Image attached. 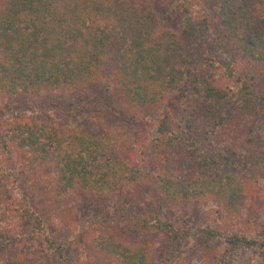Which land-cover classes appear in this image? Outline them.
<instances>
[{
  "label": "trees",
  "instance_id": "obj_1",
  "mask_svg": "<svg viewBox=\"0 0 264 264\" xmlns=\"http://www.w3.org/2000/svg\"><path fill=\"white\" fill-rule=\"evenodd\" d=\"M256 2L217 0L210 11L203 7L201 16L189 3H177L178 28L194 40L200 53L208 44L202 28L211 12L226 31L228 43L263 67L264 19L253 13ZM164 19L146 0H0V97L12 107L6 117L5 144L0 148L5 153L6 142L14 143L33 163L46 169L51 181L47 192L54 198H104L152 181L171 209L213 201L216 218L224 224L247 209V183L254 173L264 171V137L248 140L250 146L241 149L243 162L231 158L235 153L217 160L208 153V144L200 147L201 140L196 143L193 137L175 131L168 137L169 131L160 125L153 137L154 148L188 144L198 153L196 159L205 172L187 169L184 176L179 171L151 175L128 162L135 142L130 139L129 126L146 123L171 101L186 97L185 104L203 114L195 125L211 124V131L252 118L255 106H260V98L246 80L237 92L211 81L187 88L188 74L195 65L178 30L166 27ZM70 96L77 97L66 105L73 121L56 123L62 116L57 115L63 106L61 98ZM104 117L109 119L102 120ZM13 176L7 165L0 168L1 182L17 187L13 189L20 194V220L28 229L20 234L19 243H39L57 261L73 264L66 246L52 237L45 225L42 214L49 202L39 204L23 195ZM0 211L4 212L1 223L8 220L10 209L5 205ZM146 222L142 220L138 229L157 225L166 228L172 240L178 235L175 225L160 217L152 227ZM90 233L81 234L82 245L94 248V253L110 264H157L147 241L129 242L110 229ZM199 233L205 237L206 248L213 239L221 240L223 257L241 247L264 254V239L238 236L210 225ZM22 253L12 251L0 258V264H37Z\"/></svg>",
  "mask_w": 264,
  "mask_h": 264
},
{
  "label": "rangeland",
  "instance_id": "obj_2",
  "mask_svg": "<svg viewBox=\"0 0 264 264\" xmlns=\"http://www.w3.org/2000/svg\"><path fill=\"white\" fill-rule=\"evenodd\" d=\"M146 1L156 9L160 17L165 18L163 23L166 27L178 30L185 51L191 55V62L195 65L193 67L195 69L188 74L187 88H191L198 82L211 81L217 87L237 92L242 81L246 80L252 84L254 95L260 98L258 101L260 106H255L252 118L248 117L240 124L236 122L231 128L225 126L211 131L213 126L211 124L195 125L203 114L201 110L195 109L197 107L193 110L191 106L188 107L185 104L186 97L171 101L166 110L148 119L146 123H134L129 126L130 139H135V142L131 143L128 162L151 175L179 171L184 176L187 169L205 172V168H201L196 159L198 153L188 144L180 142L170 148H154L153 137L160 125H163V131L164 128L169 131L168 137L175 131L182 133L181 135L193 137L196 143L201 140L200 147L208 144L211 149L208 152L206 147V152L217 160L218 156L230 157L231 153H235L231 155V158L243 162L241 149L250 146L248 140L254 139L255 136L264 137V66L250 62L238 53L236 47L228 43L226 31L211 12H209L207 25L202 28V32L207 35L208 44L200 48V53L197 46H194V40L189 39L186 32L178 28L180 16H178L179 11L175 10L177 3H189L198 11L197 15L201 16L203 7L210 11L217 0ZM253 13L256 17L264 19V0H257ZM262 98L263 101H261ZM76 100V96L61 98L63 106H59L57 115L62 116L56 123H62L65 120L73 121L72 116L68 117L71 109L66 108V105ZM7 105L8 103L0 97V114H2L0 144L2 145L5 144L2 139H5L4 131L8 122L6 117L9 118L10 115L8 109L12 108ZM105 119L109 118L104 117L102 120ZM4 152L0 148V168L7 165L12 169L14 175L12 179L17 181L22 194L31 197L33 202L39 204L49 202L45 205L42 214L45 225L50 235L66 246L67 257L73 264H110L98 257L94 253V248H85V245H82L84 238H81V234L84 231L95 234V231L99 229L113 230L129 242L147 241L150 243L151 257L157 264H264V254L253 253L243 247L223 257L224 243L213 239L211 246L206 248L203 242L205 237L199 233L200 228L210 225L228 233H237L238 236L263 240L264 171L254 173L253 179L247 183L248 199L245 212L237 218L226 219L227 222L223 224L216 218L215 202L200 200L199 205L189 206L183 210L171 209L159 196L152 181H147L132 191L112 194L104 198L77 195L65 198L66 200L54 198L47 192L50 190L51 181L46 169L33 163L21 150H18L14 143L6 142ZM217 165L215 169L219 168V164ZM221 168L222 163L218 170ZM243 168L244 173H248V169L244 166ZM13 188L0 180V208L7 205L10 209L6 212L8 220L5 221L2 220L4 212L0 211V214L2 213L0 248L6 247L5 250H0V258L12 251H17L24 252L23 255H28L37 264H62L49 253V249L44 245L39 243L29 245L25 241L19 243L20 234L27 231L28 227L20 220L18 210L20 194L17 187L14 189H17L18 193ZM9 217H12V220ZM158 217L162 222L175 225L178 233L176 238L172 240V234L164 227L160 229L157 225L152 227L158 221ZM142 220H146L144 224H150L152 228L138 229L143 224ZM7 240H9L8 245L3 246ZM77 257H79L78 260Z\"/></svg>",
  "mask_w": 264,
  "mask_h": 264
}]
</instances>
